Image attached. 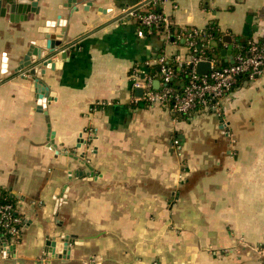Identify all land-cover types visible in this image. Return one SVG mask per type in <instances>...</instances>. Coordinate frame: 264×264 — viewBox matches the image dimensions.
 Listing matches in <instances>:
<instances>
[{"label": "crops", "instance_id": "crops-1", "mask_svg": "<svg viewBox=\"0 0 264 264\" xmlns=\"http://www.w3.org/2000/svg\"><path fill=\"white\" fill-rule=\"evenodd\" d=\"M142 1H0V194L24 220L0 264H264V75L222 117L136 104L135 67L187 54L125 19ZM161 8L178 29L216 22L233 47L264 37V0ZM31 51L53 68L21 70Z\"/></svg>", "mask_w": 264, "mask_h": 264}, {"label": "built area", "instance_id": "built-area-1", "mask_svg": "<svg viewBox=\"0 0 264 264\" xmlns=\"http://www.w3.org/2000/svg\"><path fill=\"white\" fill-rule=\"evenodd\" d=\"M165 1L144 0L126 10L125 19L135 20L150 34L153 29L157 32L162 29L168 43L184 42L187 54L176 55L173 60L161 57L156 61L157 76L151 74L154 65L150 62L144 67H135L130 74L134 102L181 115L187 121H193L201 114L222 117L224 106L231 101L240 81L253 82L264 75V37L238 46L236 53L234 45L232 62L227 57V62L223 60L226 65L222 66L209 54L214 41L212 35L197 28H176L161 8ZM156 8H161L160 12L154 11ZM201 63L210 65L208 74L198 73L197 67ZM155 82H159L158 88H155ZM137 90L143 91L142 97L135 95ZM23 230L24 220L15 198L9 193H1L0 254L11 251L20 243Z\"/></svg>", "mask_w": 264, "mask_h": 264}, {"label": "water", "instance_id": "water-1", "mask_svg": "<svg viewBox=\"0 0 264 264\" xmlns=\"http://www.w3.org/2000/svg\"><path fill=\"white\" fill-rule=\"evenodd\" d=\"M0 1H2V0H0ZM6 2L8 4H10L11 10H13L14 7L16 9L17 6H23V7L26 6L28 8V7H34L33 4L36 5V0H11V1L10 0H6ZM49 40H54V38H50L49 37L47 39V45H46V47L48 48V50L50 51V53L51 54H54L56 52V50H55V48H51V47L48 46ZM223 42L225 44H227L228 47H227V49H225V50L222 51V54H221L222 55V59L227 62L228 61L227 60V57H229L230 60H231V62H232V60H233V38H232V36L226 35L224 37V39H223ZM57 51H58V49H57ZM65 57H67V54L66 53H64V55H63V58H65ZM36 64L37 65H40V66H38V68H39L38 70H41L42 71L43 70V67L44 68H49V69L53 68V65H55V61L53 60L52 57H49V58L46 59V57H43L42 54L36 55L35 51H33V52L31 51L24 58V60L22 62V65H21L22 66L21 70L26 69V68L31 67V66L36 65ZM209 70H210V65L207 64V63H201L197 67V71L201 75L208 74ZM30 75H31V77L35 76L36 75V70L34 69V71H31V74ZM154 86H155V88H158L159 87V82H155ZM142 95H143V91L142 90H137L136 91V96L142 97ZM72 157L75 158V159H77L74 156H72ZM87 166H89V165L87 164ZM48 240H50V241L47 242V246L54 247V246L57 245L56 239L53 240V239H51L49 237ZM63 242L69 244V239H67V238L65 239L64 238V241ZM52 251L53 250H49L48 249L45 252L48 254L49 252H52ZM56 258H60L59 255H57ZM64 258H66V257L64 256Z\"/></svg>", "mask_w": 264, "mask_h": 264}, {"label": "trees", "instance_id": "trees-1", "mask_svg": "<svg viewBox=\"0 0 264 264\" xmlns=\"http://www.w3.org/2000/svg\"><path fill=\"white\" fill-rule=\"evenodd\" d=\"M160 9L161 8H156L154 11H157V12H160ZM149 12V11H148ZM142 29H145L146 30V28H143L142 27ZM174 29V28H173ZM189 29H192V28H189ZM154 30V31H153ZM152 31H153V34H151L152 36L154 35V36H156V35H163L162 33H163V30L161 29L160 31H156L155 29H153ZM204 30V33L205 34H211L212 35V37H213V40L214 41H216V47H211L210 48V50H209V54H210V56L212 57V58H214L219 64H221L222 66L223 65H226L225 64V62L223 61V59H222V51L226 48L225 47V44H224V42H223V39H224V37L226 36L225 34H223V33H221L220 31H219V27H218V25H217V23L216 22H210L206 27H205V29H203ZM199 42H202V41H200V39L198 40ZM250 40H247V41H244V40H240V39H238L236 42H235V50H234V53H236V51H237V47L238 46H240V45H246L248 42H249ZM180 45H184V44H182V42L180 41V42H178ZM158 70L156 69L155 70V68L154 69H152L151 70V74L152 75H154V76H157L158 75V72H157ZM242 81H245V79H242L241 81H240V83L242 82ZM240 83H239V86H240ZM177 116H179L180 117V119H182V120H185V121H187L183 116H181V115H178L177 114Z\"/></svg>", "mask_w": 264, "mask_h": 264}]
</instances>
